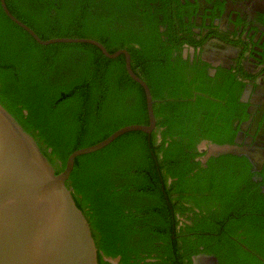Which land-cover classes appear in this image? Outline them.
<instances>
[{
    "label": "trees",
    "instance_id": "16d2710c",
    "mask_svg": "<svg viewBox=\"0 0 264 264\" xmlns=\"http://www.w3.org/2000/svg\"><path fill=\"white\" fill-rule=\"evenodd\" d=\"M5 4L41 40L87 38L109 53L127 50L131 69L150 90L155 129L128 132L77 157L66 182L90 226L98 264H107L106 257H119V264H191L197 255L218 264H264L261 174L243 156L211 157L205 166L195 160L214 113L223 109L219 117L227 124L237 99L220 105L175 83L173 48L147 1ZM0 104L56 174L74 151L122 127L148 125L144 91L127 75L122 55L107 59L88 44L39 45L1 7Z\"/></svg>",
    "mask_w": 264,
    "mask_h": 264
},
{
    "label": "water",
    "instance_id": "95a60500",
    "mask_svg": "<svg viewBox=\"0 0 264 264\" xmlns=\"http://www.w3.org/2000/svg\"><path fill=\"white\" fill-rule=\"evenodd\" d=\"M0 7L11 22L39 45L88 44L107 59L122 55L127 75L144 91L148 125L122 127L99 143L74 151L58 174L35 139L0 104V264H98L90 226L77 208L66 182L77 157L99 151L128 132L149 135L155 129L150 90L131 69L127 50L109 53L101 43L87 38L41 40L9 12L5 0H0ZM199 148L207 151V158L228 154L243 156L258 169L264 162V152L241 146L239 141L232 145L203 143ZM195 262L211 264L205 258H196Z\"/></svg>",
    "mask_w": 264,
    "mask_h": 264
},
{
    "label": "flooded vegetation",
    "instance_id": "af4514ba",
    "mask_svg": "<svg viewBox=\"0 0 264 264\" xmlns=\"http://www.w3.org/2000/svg\"><path fill=\"white\" fill-rule=\"evenodd\" d=\"M145 1L158 13L161 37L173 48L178 67L175 83L193 96L211 97L220 105L235 98L238 102L231 107L234 116L228 120L229 126L219 117L223 109L214 113L213 128L196 146L195 160L205 166L211 158L199 148L211 143L208 136L231 140L228 145L239 141L241 146L264 152V0ZM252 168L263 180L264 162L261 168ZM196 258L218 264L215 257L205 255L194 256L191 264H199ZM103 261L120 263L119 257Z\"/></svg>",
    "mask_w": 264,
    "mask_h": 264
}]
</instances>
